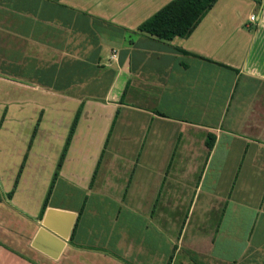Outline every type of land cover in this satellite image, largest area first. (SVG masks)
I'll return each mask as SVG.
<instances>
[{
	"label": "crops",
	"instance_id": "1",
	"mask_svg": "<svg viewBox=\"0 0 264 264\" xmlns=\"http://www.w3.org/2000/svg\"><path fill=\"white\" fill-rule=\"evenodd\" d=\"M170 1L0 0V80L18 88L0 100L45 121L54 165L33 202L3 179L0 264H264V0H216L184 37L138 29ZM93 116L82 175L66 164ZM46 209L75 214L56 259L32 246Z\"/></svg>",
	"mask_w": 264,
	"mask_h": 264
},
{
	"label": "rangeland",
	"instance_id": "2",
	"mask_svg": "<svg viewBox=\"0 0 264 264\" xmlns=\"http://www.w3.org/2000/svg\"><path fill=\"white\" fill-rule=\"evenodd\" d=\"M14 86L15 85L13 84L0 80V94L6 95V93L9 94V92H12L11 94L16 96L18 94V88H15ZM16 99L17 98H12L13 104L7 108H5L6 101L0 100V189L3 187V179L8 176H10V179L12 180L11 183L18 181L19 183L21 182V188L23 190H25L26 186H29L32 183L33 189L31 190L33 191V195L30 200L33 202L38 193L40 194V197H42L44 181L49 178V173L52 171L54 165L51 160L49 161V159L42 158L40 155L38 156L37 153L40 151H43L46 154L48 153V149L46 148V140L48 139L47 129L44 125L38 124L39 121L41 124H44L45 121L43 119L41 121L40 116H33L31 109H26V105ZM62 107L65 108V110H68L73 106L66 104ZM23 109L26 111L25 115L21 114L20 110ZM73 109L74 108H72V112H74ZM8 111H11L8 117H4V114H7ZM74 116L75 115L71 117L72 122ZM7 119L8 121H6ZM65 119H68V117ZM88 119L87 123H85V118H81V125H78L81 140L74 142L72 147L73 151H71L70 154V159L71 157L72 159L66 164L67 168H80L82 175L87 167L90 169L91 161L97 153L96 147L99 142L98 138L103 129L98 117L93 116ZM3 121L6 123H2ZM46 126L48 128L49 125ZM56 131L57 134H62L61 130L58 129ZM52 143L56 144V140H52ZM76 143L80 144L77 145ZM79 151L86 152V163L81 167L78 166L82 158L78 155ZM49 152L52 153V150L49 149ZM31 153H33L34 156H32ZM33 176H39V179L33 178L34 181L31 182ZM108 176H112V173L109 172ZM77 177L82 178L83 176ZM88 177L89 176H87V178ZM21 178H25V181H21ZM159 210L160 208L157 209V212H159ZM161 213L163 215L162 210Z\"/></svg>",
	"mask_w": 264,
	"mask_h": 264
},
{
	"label": "trees",
	"instance_id": "3",
	"mask_svg": "<svg viewBox=\"0 0 264 264\" xmlns=\"http://www.w3.org/2000/svg\"><path fill=\"white\" fill-rule=\"evenodd\" d=\"M216 0H172L154 13L149 19L139 25L138 29L159 39L169 40L175 36L184 37L188 35L199 23L205 13L212 7ZM158 113V112H157ZM159 115H161L159 113ZM78 118L76 112L69 133L66 137L63 150L61 152L57 168L60 166L64 153L70 141L74 125ZM213 136L209 134L206 147L211 148ZM56 172L50 182L45 202L48 199Z\"/></svg>",
	"mask_w": 264,
	"mask_h": 264
},
{
	"label": "water",
	"instance_id": "4",
	"mask_svg": "<svg viewBox=\"0 0 264 264\" xmlns=\"http://www.w3.org/2000/svg\"><path fill=\"white\" fill-rule=\"evenodd\" d=\"M74 219L75 214L73 213L46 209L32 246L51 259H56L60 255L65 241L68 240ZM40 238L51 242L54 250L49 252L40 247L38 245Z\"/></svg>",
	"mask_w": 264,
	"mask_h": 264
},
{
	"label": "built area",
	"instance_id": "5",
	"mask_svg": "<svg viewBox=\"0 0 264 264\" xmlns=\"http://www.w3.org/2000/svg\"><path fill=\"white\" fill-rule=\"evenodd\" d=\"M248 20L250 22H254L255 21V16L254 15L249 16Z\"/></svg>",
	"mask_w": 264,
	"mask_h": 264
}]
</instances>
